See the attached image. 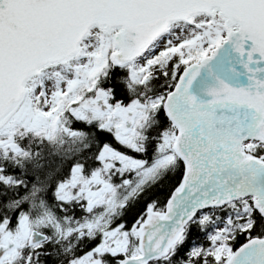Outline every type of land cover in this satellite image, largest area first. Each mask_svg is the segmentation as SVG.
<instances>
[{"label":"snow or ice","instance_id":"1","mask_svg":"<svg viewBox=\"0 0 264 264\" xmlns=\"http://www.w3.org/2000/svg\"><path fill=\"white\" fill-rule=\"evenodd\" d=\"M0 264H264V0H0Z\"/></svg>","mask_w":264,"mask_h":264},{"label":"trees","instance_id":"2","mask_svg":"<svg viewBox=\"0 0 264 264\" xmlns=\"http://www.w3.org/2000/svg\"><path fill=\"white\" fill-rule=\"evenodd\" d=\"M113 81H115V76L113 77Z\"/></svg>","mask_w":264,"mask_h":264}]
</instances>
